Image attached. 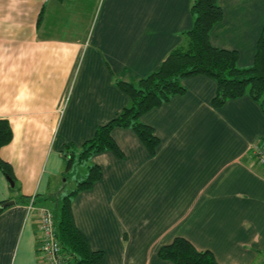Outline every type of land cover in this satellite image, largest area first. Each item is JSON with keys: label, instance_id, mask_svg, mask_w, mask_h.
Masks as SVG:
<instances>
[{"label": "crops", "instance_id": "crops-1", "mask_svg": "<svg viewBox=\"0 0 264 264\" xmlns=\"http://www.w3.org/2000/svg\"><path fill=\"white\" fill-rule=\"evenodd\" d=\"M223 17L210 42L236 49L250 65L264 23V0H218ZM191 0H0V118L11 139L0 146L18 188L0 169V264H39L37 205L53 206L84 178L101 175L71 198L78 229L99 264H175L158 254L175 237L210 250L219 264L264 262V111L248 94L214 106L216 81L185 76L183 93L140 120L158 138L151 153L131 127L114 126L121 151L82 144L129 104L116 79L136 83L157 68L192 26ZM71 169L65 174L68 154ZM65 178V179H64Z\"/></svg>", "mask_w": 264, "mask_h": 264}, {"label": "trees", "instance_id": "trees-1", "mask_svg": "<svg viewBox=\"0 0 264 264\" xmlns=\"http://www.w3.org/2000/svg\"><path fill=\"white\" fill-rule=\"evenodd\" d=\"M190 8L193 15L192 26L182 31L181 43L166 55L157 68L136 83L116 79V83L127 93L129 104L108 122L96 127L94 135L82 144L79 160H87L92 153L107 149L121 155L110 132L114 126L131 127L153 153L158 138L152 127L140 120V116L172 95L183 93L185 86L182 79L185 76L201 73L215 79L216 92L212 98L214 106L223 104L229 98L248 94L260 103L264 111V23L256 42L252 63L240 66L236 49L215 46L209 39L211 28L223 17L219 1L191 0ZM11 137L12 129L8 120L0 118V146ZM72 163L73 155L69 153L65 176ZM0 169L14 179L15 184L11 188L17 189L18 183L13 170L1 157ZM100 175V167L90 164L87 175L50 207L55 221V233L67 254L69 264H99L103 258L101 250L90 247L85 235L76 226L71 210L72 196L79 190L89 188ZM2 202L4 201H0V205ZM6 206H0V212ZM158 254L175 264H219L210 250H199L188 239L180 236L162 245Z\"/></svg>", "mask_w": 264, "mask_h": 264}, {"label": "built area", "instance_id": "built-area-1", "mask_svg": "<svg viewBox=\"0 0 264 264\" xmlns=\"http://www.w3.org/2000/svg\"><path fill=\"white\" fill-rule=\"evenodd\" d=\"M252 151L258 163L264 165V144L256 141L251 144ZM35 212L39 221L37 234V250L39 264H69L67 254L55 233L53 212L49 206L37 205L34 196L27 203V213Z\"/></svg>", "mask_w": 264, "mask_h": 264}, {"label": "water", "instance_id": "water-1", "mask_svg": "<svg viewBox=\"0 0 264 264\" xmlns=\"http://www.w3.org/2000/svg\"><path fill=\"white\" fill-rule=\"evenodd\" d=\"M6 177H7L8 181L10 182V185L14 186V184H15L14 179L10 175H6ZM11 203H13V200H7V201L2 202L0 206H6V205L11 204ZM263 264H264V262H263Z\"/></svg>", "mask_w": 264, "mask_h": 264}]
</instances>
